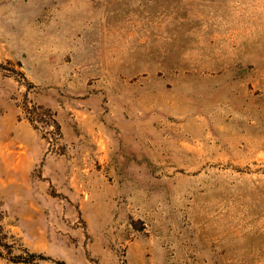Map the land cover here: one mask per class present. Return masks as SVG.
<instances>
[{"label": "rangeland", "instance_id": "rangeland-1", "mask_svg": "<svg viewBox=\"0 0 264 264\" xmlns=\"http://www.w3.org/2000/svg\"><path fill=\"white\" fill-rule=\"evenodd\" d=\"M0 264H264V0H0Z\"/></svg>", "mask_w": 264, "mask_h": 264}]
</instances>
